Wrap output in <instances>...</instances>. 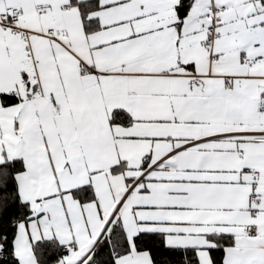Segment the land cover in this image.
<instances>
[{"label": "snow or ice", "instance_id": "6c2138e0", "mask_svg": "<svg viewBox=\"0 0 264 264\" xmlns=\"http://www.w3.org/2000/svg\"><path fill=\"white\" fill-rule=\"evenodd\" d=\"M0 264H264V0H0Z\"/></svg>", "mask_w": 264, "mask_h": 264}]
</instances>
